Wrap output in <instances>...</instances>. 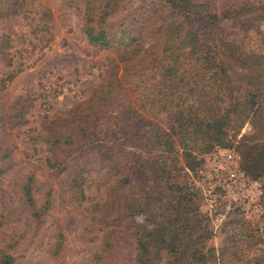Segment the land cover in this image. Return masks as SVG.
Masks as SVG:
<instances>
[{"label":"trees","instance_id":"16d2710c","mask_svg":"<svg viewBox=\"0 0 264 264\" xmlns=\"http://www.w3.org/2000/svg\"><path fill=\"white\" fill-rule=\"evenodd\" d=\"M120 2L94 0L83 16L87 42L111 55L101 82L40 126L42 164L64 174L68 204L94 188L85 216L101 239L91 264H264V249L246 252L264 244L250 229L228 227L206 246L209 221L189 175L200 154L227 145L244 175H264V0ZM245 122L250 131L235 138ZM9 157L0 146V177ZM32 183L26 174L21 200L38 222L49 192L36 207Z\"/></svg>","mask_w":264,"mask_h":264},{"label":"rangeland","instance_id":"374dc122","mask_svg":"<svg viewBox=\"0 0 264 264\" xmlns=\"http://www.w3.org/2000/svg\"><path fill=\"white\" fill-rule=\"evenodd\" d=\"M93 2L26 0L20 6L16 0H0V146L10 150L12 163L0 177V256L9 254L11 264H91L100 244L101 232L85 216L93 186L85 191L87 201L71 207L64 174L53 176L42 164L46 151L40 139V126L50 115L87 99L103 78L100 63L110 53L97 51L82 32L84 13ZM120 4L136 6L139 0ZM137 88L139 97L141 86ZM243 125L249 123L242 124L235 138L247 133L241 132ZM232 148L200 154L201 164L189 173L200 194L199 211L209 221L206 246L218 247L228 227L234 233L246 228L264 235V175L250 178L254 187L243 186L236 194L222 181L224 151L233 154L239 169ZM28 173L33 174L36 207L49 192L50 205L38 222L28 217L21 200L20 183ZM144 216L139 212L136 220ZM259 249L263 243L246 252Z\"/></svg>","mask_w":264,"mask_h":264},{"label":"built area","instance_id":"2783aa9c","mask_svg":"<svg viewBox=\"0 0 264 264\" xmlns=\"http://www.w3.org/2000/svg\"><path fill=\"white\" fill-rule=\"evenodd\" d=\"M250 129L249 125H243L241 128V132L245 133L248 132ZM222 170H223V183L225 184V187L230 190L233 193H238L241 187H245L246 189H251L254 187L255 184L254 181H252L248 176L244 175L243 172H241L233 158V154L226 150L223 152L222 155ZM260 193V191L258 192ZM257 206L254 204V209L256 210Z\"/></svg>","mask_w":264,"mask_h":264}]
</instances>
